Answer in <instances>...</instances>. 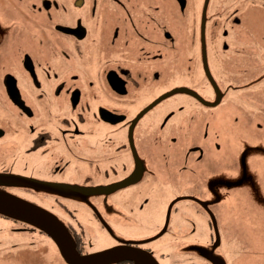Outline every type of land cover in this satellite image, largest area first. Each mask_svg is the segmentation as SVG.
<instances>
[{
	"label": "flooded vegetation",
	"instance_id": "af4514ba",
	"mask_svg": "<svg viewBox=\"0 0 264 264\" xmlns=\"http://www.w3.org/2000/svg\"><path fill=\"white\" fill-rule=\"evenodd\" d=\"M251 132L263 148L264 0H0V195L53 215L80 254L240 264L253 249L222 213L264 172ZM23 244L0 264L26 263Z\"/></svg>",
	"mask_w": 264,
	"mask_h": 264
},
{
	"label": "rangeland",
	"instance_id": "374dc122",
	"mask_svg": "<svg viewBox=\"0 0 264 264\" xmlns=\"http://www.w3.org/2000/svg\"><path fill=\"white\" fill-rule=\"evenodd\" d=\"M235 130L241 131L250 129H247V126H245L244 129L237 126L234 127L232 132ZM261 139L264 142L263 137H261ZM245 140L249 152H253V160L255 161L256 158L257 162L255 164L258 165V163L262 161L264 147L260 149L256 145L252 132L248 134ZM245 144H237L238 151L241 146ZM257 150L259 153L256 157ZM263 183L264 172H259L257 177L253 178V181L240 182V187L236 186V189L232 192L234 198L232 201L234 208H236V214L233 216L230 213L228 219V217L222 213L223 217L225 216L226 221H229L232 228L230 231L232 233L230 239L237 244H243L246 251L253 249L249 253L239 254L236 260H238V262L240 261V264H251V260H254V264H264V217H261L258 212V216L257 213H255L263 207L261 202L263 196L261 192L258 191L259 185ZM237 188H240V190H237ZM249 211L252 213H249ZM20 225V223L12 224L0 217V247L10 249V243L24 241L23 245H28L30 247H27V249H29L28 252L25 249L21 251V256L25 257L26 263L24 264H64L61 257L58 256L55 247L50 244V241L46 237L34 231H29L26 234L22 232L19 233V231H17L18 233L12 232L13 227H20ZM139 232L142 234H150L151 230L149 227L141 226ZM167 238L170 237H164L162 241L167 240ZM17 253L18 251L13 250V253L5 255L3 260L10 263L12 262L10 259L12 258L15 259L14 262L18 264L17 258L19 256H16ZM21 262L22 260L20 263Z\"/></svg>",
	"mask_w": 264,
	"mask_h": 264
},
{
	"label": "water",
	"instance_id": "95a60500",
	"mask_svg": "<svg viewBox=\"0 0 264 264\" xmlns=\"http://www.w3.org/2000/svg\"><path fill=\"white\" fill-rule=\"evenodd\" d=\"M0 215L21 221L44 232L54 242L66 264H110L132 260L135 264H157L153 256L133 247L119 246L80 254L67 229L37 205L13 196L0 195Z\"/></svg>",
	"mask_w": 264,
	"mask_h": 264
}]
</instances>
